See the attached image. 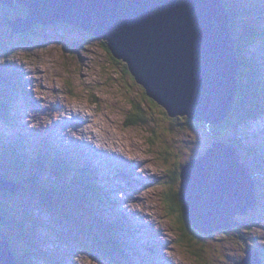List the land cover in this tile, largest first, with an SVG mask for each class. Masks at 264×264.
Returning a JSON list of instances; mask_svg holds the SVG:
<instances>
[{
    "label": "rangeland",
    "instance_id": "1",
    "mask_svg": "<svg viewBox=\"0 0 264 264\" xmlns=\"http://www.w3.org/2000/svg\"><path fill=\"white\" fill-rule=\"evenodd\" d=\"M258 1L263 4V0ZM246 2L249 4L248 8L254 22L256 24L262 23L254 0H246ZM16 3V0H12L13 8ZM0 5L12 9L6 3L0 2ZM9 17L10 19H8ZM14 17L15 15H11L10 11H0V40L3 39L0 42V77L2 80L0 93L7 91L13 98L19 95L32 112L36 109L38 97L42 100L43 106H49L51 102L60 100L61 106L57 110H66L67 113L73 114L76 111L71 109L76 108L89 115L82 124L68 126L66 132L74 134L76 137L85 135L84 128L87 130L88 125L86 124L92 119L91 125L100 134V137L94 130L89 133L95 140H103L102 145L107 150L97 148L100 154L99 158L81 157L80 161L87 170L88 180L96 187L94 191L97 194H106L107 198L94 197V194L88 191L84 184L78 185V187L90 194L92 202L89 201V203L97 208V215L107 218L106 223L109 226L114 224L117 227V231L114 233L124 250L121 252L119 248L114 249L109 245L105 238L98 233V229H95L86 220L84 214L87 211L86 205L77 200V197L66 194L69 189L64 186V182L68 179L78 178L77 173L71 171L63 173L64 181L58 184L65 191V199L59 197L56 202L64 203V207L71 205V211L74 213L73 218L77 220V227L82 230L85 225L91 239V241H86V246L88 245L92 251L102 253L97 257L93 254L92 257L87 253L85 247H81L82 250L78 253L73 247L75 243L61 245L54 242V238L50 240L51 235L43 226V222L50 227H52L53 222L45 218L41 222L39 218L36 220L38 233L34 239L32 262L34 264H120V261L125 262L123 253H128L139 264H235L229 257L236 258L238 262L246 260L248 254L241 249L239 242L244 241L243 237H247V234L254 230H257L256 235L260 237L258 223L252 224L251 228H241L240 225L236 224L227 231V234L217 231L212 235H202L193 230L190 223L192 222L191 217L185 214L186 220L179 222L177 219L179 213L173 214L171 209H168L165 193L167 189L164 186H168V177L176 163L188 159L184 151L185 147L191 149V153L198 152L201 154L205 150L207 152L216 143L220 146L222 142L218 140L219 137L234 136L243 140V149L238 151L239 155L236 150H227L221 156L228 160L232 153L231 156L233 155L240 162L241 155H245L248 147H250V140L264 142V114L238 115L234 122L227 124L233 114L236 102L241 98L238 91L228 116L219 121L220 127L212 129V132H223L225 135L212 134L206 126L195 127L193 130L186 126L184 131H180L177 125L180 122L187 124L188 116H172L169 113L168 116H165L163 113L165 107L160 106L152 98L153 101L149 102L151 104L146 105L148 109L146 117L149 125L145 127L137 115L134 116L135 122H133L130 118L132 113L127 114L134 108L135 102L128 95L129 92L131 94L136 93V87L142 85L135 78L132 79L134 82L132 84L129 76H123L122 68L116 65L112 52L109 53L105 49V41L92 35L90 42H88L89 36L71 33L64 25L57 27L54 25L49 27V25L43 29L42 26L32 23L25 32H14L12 26L9 24L10 29L6 21L16 20L17 18ZM32 25L38 26V29L32 28L30 30ZM85 32L92 33L88 30ZM26 34H29V37L21 45V41L24 40L22 36ZM79 39L81 41H78ZM241 43L240 46H244ZM234 46L237 49L236 41ZM244 48L245 54H248L249 49L246 46ZM263 50L264 45L252 48L253 52H262ZM262 69L264 73V67ZM130 75L135 76L131 71ZM81 85L82 87H80ZM22 87L24 89L27 87L26 94L22 92ZM92 90L96 92L97 97H100L98 103L93 101L95 98L92 99ZM7 97L9 98V96ZM243 101L244 98L241 99L240 103ZM67 113L64 111V115ZM90 115H92L91 119ZM34 118L40 119V113L34 114ZM169 118L170 122H168ZM29 119L33 120L32 117ZM125 121L128 122V128H124L126 126ZM173 121H176L177 125H174ZM201 123L213 127L203 123V121ZM168 127L174 128L176 133L166 134L165 129ZM2 138H7V136L3 134ZM58 139V135L54 132L42 135V140L48 142L49 145L55 144ZM167 145L172 146L173 149L170 151L165 149ZM110 149L123 153L125 157L130 155H139L140 157L137 160H125L123 157L112 156L109 153ZM254 150L258 153L254 154L257 157L252 160L253 168L264 161V150L261 152L257 149ZM164 155H170L173 158L168 160ZM192 157L189 156L190 159ZM236 159L232 158L234 163H237ZM21 168L22 170H19L23 171L22 165ZM205 168L208 167H203V169ZM42 170H47V167L40 168L39 171ZM59 170V166H54V170L49 171L55 174ZM199 170V163H195L194 172L190 173L187 169L185 171L186 176L189 173L191 176L192 185L190 183L187 185L190 188L189 193H187V200L192 201L193 209L191 210L189 205L187 208L193 214L196 212L193 183H198L206 178L208 181L219 180L216 175L210 177L205 175L201 178ZM9 171L11 175L21 177L17 175L16 170L12 169V165ZM182 172L183 170L180 174ZM148 173L150 174L148 175ZM245 173L239 170L237 166L231 170V174L237 179L243 176L247 180H255L256 174L253 171H245ZM40 175L44 179L52 177L47 172L40 173ZM40 175L37 176L38 179L41 178ZM136 177L141 180L138 181ZM181 183L182 179L175 185L176 190H181ZM26 184H29V186L25 185L26 191L31 190V184L28 182ZM136 187L139 188L134 190ZM112 202L116 204L115 207L112 206ZM181 203H183V199L176 200L177 211L182 210ZM21 206L19 204V209ZM0 215L5 221H8V227L11 226V220L2 214ZM236 220H239V224L256 221L255 218L246 214L237 216ZM61 228L67 229L63 225ZM7 232L9 230H6ZM60 236L63 237V234ZM92 238L98 241V244ZM244 242L250 243L249 240ZM100 243L113 253L112 257L103 250L99 245ZM231 245L238 248L235 249ZM197 250H200L202 254H196ZM247 262L243 264H252L251 260ZM259 264H264V262H259Z\"/></svg>",
    "mask_w": 264,
    "mask_h": 264
},
{
    "label": "water",
    "instance_id": "2",
    "mask_svg": "<svg viewBox=\"0 0 264 264\" xmlns=\"http://www.w3.org/2000/svg\"><path fill=\"white\" fill-rule=\"evenodd\" d=\"M0 2L13 8L12 0ZM17 2L28 5L29 16L7 20L14 32L23 31L32 23L57 25L61 22L83 32L88 30L96 37L108 39L107 46L114 57L126 61L136 81L144 86L149 96L164 105L170 115H187L197 123L203 121L210 125H217L228 116L239 91V62L234 46L236 40L229 33L228 16L220 0ZM218 147L216 143L206 155L194 157L181 174L186 213L192 224L206 234L232 228L236 216L247 213L256 201L250 180L243 176L237 179L231 174L236 166L245 171L231 158H222ZM195 163H199L201 178L216 175L219 180L208 181L206 178L193 183L196 203L193 214L187 208L189 202L192 203L187 200L190 191L187 185H192L190 173L194 172ZM205 166L208 168L203 169ZM186 169L190 172L188 176ZM22 187L0 177V189L16 193ZM39 200L51 204L54 199L43 192ZM40 209L46 210L44 206ZM190 209H193L192 205ZM47 212L65 226L67 232L91 241L85 225L82 230L77 227L72 211L50 206ZM0 219L5 221L1 215ZM0 236V264H21L12 251L8 235L1 231V222ZM86 247L96 257L102 253L92 251L88 245ZM247 261L249 258L240 264Z\"/></svg>",
    "mask_w": 264,
    "mask_h": 264
},
{
    "label": "trees",
    "instance_id": "3",
    "mask_svg": "<svg viewBox=\"0 0 264 264\" xmlns=\"http://www.w3.org/2000/svg\"><path fill=\"white\" fill-rule=\"evenodd\" d=\"M220 1L223 4V8L227 16L234 19L233 25H238L237 32L235 30H232L230 34L236 40L237 46H238L237 47V59L239 62V75L237 77V80H238L239 92L241 94V98L240 100L236 102L233 114L230 116L229 120L227 121V124H230L234 122L236 118H238V115L243 114L244 116H249L253 114L258 115V113H264V73L254 71L252 67H250L251 71L253 72L249 76L250 71L247 67L248 64L252 65L254 62H256L261 67H264V50L262 52L251 51L249 55L246 56L244 46H240L241 39L239 37V35H243L245 37L244 38L245 42L251 43L255 45L256 47H259V41L264 40V0H263V4H260L258 0H254V4L256 8L259 10L260 17H261L262 23H261L260 30H254L253 28H251V24H250L251 12L250 11L248 12V10L246 9V6H244L245 8L243 10H241L237 6H232L229 0H220ZM5 10L10 11L11 15H15L14 18H18L20 16L26 18L28 15V13H26L24 10V6L19 3H16L14 5V8L12 9H9L8 7L4 5H0V11H5ZM8 19H10V17ZM61 24L66 25V28L71 33H80L82 31L81 29H77L71 25H67L65 23H61ZM33 25L31 27V30L32 28L33 29L35 28V26ZM49 25L50 24L48 25L40 24L38 26H42L43 29H45V27H48ZM8 27H10L9 24H8ZM49 27H52V25H50ZM60 31L62 30L60 29ZM28 37H29V34L22 36L23 39L28 38ZM24 41L25 40H22L20 44L22 45ZM104 47L109 53H111L107 44L104 45ZM112 56L114 57L113 54ZM114 61L116 65L122 68L123 76L124 75L129 76V80L131 81L132 84H134L132 80L134 79V77L130 75V70L127 64L124 63L122 60L116 59L115 57H114ZM80 87H82V85ZM91 94H92V99L95 98L93 99V101L95 103H98L100 101V97H97L96 92L93 90L91 91ZM128 95L131 96L133 98L132 100H134L135 102L133 106L134 108L130 110L127 114L132 113V116L130 118H131V121L133 122H135V120L133 119L134 116L137 115L146 127L147 125H149L147 121V117H146V113L148 110L146 108V105L151 104L149 102L153 101L152 97L149 96L147 91L142 86L140 87L137 86L136 93L131 94L129 92ZM243 98H244V101L240 103L241 99ZM0 102L2 104H7V101L4 97L1 98ZM158 107L160 106L158 105ZM163 113L165 114V116H168L167 111H164ZM179 119L181 120V118ZM187 119H188L187 124H182V122H180V124L177 125L176 121H173V123L174 125H177V128L180 131H184L186 129V126H189L192 130L195 129V127L200 128V127L206 126L209 130H211V132H212V129H216L217 127H220V124L212 125L213 127H208L206 124L197 123L194 120H191L189 117ZM125 122H126V126L125 127L123 126V127L128 128L129 127L128 122L127 121ZM168 122H170V118ZM165 133L172 134L176 132H174V128L168 127L165 129ZM212 134L225 135V133L223 132L220 133L218 131L212 132ZM218 140L224 144L232 145L237 151H240L244 147V143L241 142L236 137H230L226 135L224 137H219ZM165 149L170 151L173 148L172 146L167 145ZM184 151L188 159L185 161H178L176 163V166L174 167V169L170 173V176L168 177V180H169L168 186H164L165 189H167L165 193H166V204L168 206V209H171V212L173 214L179 213L177 215L178 217L177 219L179 222L186 220L185 218L186 212H185L184 201L183 203L180 204L182 210L177 211L178 209L176 208V200L177 199L182 200L184 199L183 198L184 196H183V191L175 189V185L179 182L180 179L183 180V177L180 174V172L181 170H183L184 165L190 162L189 156H193V152L192 153L190 152L191 149L188 148V149H185ZM241 156H242L241 159L247 164H250V162H253L252 160L257 157L251 152L250 147H248L245 155H241ZM38 157H39V161H36L35 163H30V164H27L25 162L18 161V160H13V161L7 160V161L9 162L10 166L12 165V169L18 172L17 175L21 176L20 180H22V182H26V183L28 182L31 184V186L33 185L34 187L37 188V190L35 191L38 193L39 196H42V192H44L45 194L51 196L54 199L53 201H57V198L59 197L61 199L62 198L65 199V196H64L65 191H63L62 186H57L55 184L51 185L50 181L46 182L43 178L38 179L35 174L36 172L33 173L32 171L33 167L43 168L46 165L45 158H43L40 154H38ZM164 157L167 158L168 160H171L173 158V156H170V155H164ZM0 158L1 159L4 158V156L1 153H0ZM62 163H63V168L60 169L59 172L76 171L78 173L77 175L78 178H75L74 180L68 179L64 182V186H66L69 189L66 192V194H71L77 197V200L83 202L86 205L87 211L84 213L86 220L90 224H92L95 227V229H98V233H100L102 237L105 238V240L109 243V245H111L114 249L119 248L120 251L123 252L124 250L121 247L120 240L114 233V231H117V227L113 225L109 226L106 223L107 218L105 217L102 218L97 215V208L95 206H92V204L89 203V201H91L90 194L87 193L86 191H83L77 186V184L79 183L78 179L80 178L85 183L86 182L88 183L89 181V186H87V189L90 192L92 189L95 190L96 188L91 184L90 180H88L87 170L85 169V167L81 165V161L70 160L69 158H64ZM51 164L53 167L54 166L60 167L61 163L59 160L51 159ZM21 165L23 166V171H21L22 170ZM257 166H258L257 169H253V172L256 174L254 192L257 198V202H258V205L256 206L254 213H256L257 215L255 216V219L258 222V229H259L260 235L261 237L264 238V161L262 163L257 164ZM26 185L29 186V184H26ZM96 196H100V195L96 194ZM13 197L15 198L12 199ZM30 197L31 196H29V192L24 191V190L19 191L17 195H14L13 193L8 192V191H0V214L4 215V217L7 218L8 220H11V224H10L11 226H9L10 228L8 227V222H4L3 220L0 221L1 231L6 233V230H9V232H7L6 234L9 237V241H12L13 243L12 249L15 255L20 260L21 264H34L32 262L31 256L34 253L33 241H34V237L36 234V231H35L36 218L39 219L38 217H40L39 220L41 222L43 221L44 218L48 219L47 213L46 214L44 212L39 213L38 211L35 212L34 210L29 211L25 209V207H27L28 204L33 205V202H31ZM103 197L105 198L106 196L104 195ZM19 204L22 205L20 209H19ZM41 204L46 208V211L50 210V206L56 205V204H52V205L44 204L42 202ZM254 213H251V214H254ZM49 220L50 222H53L52 218H50ZM43 226L48 230L50 234H54L58 232L52 228L55 225L50 227L49 225H45L43 222ZM98 226H100L101 228ZM192 227L195 232L197 233L199 232V229L196 228L194 225H192ZM60 238H62V240L59 242L61 245H70L71 243L72 244L75 243L73 244L75 251H81L82 250L81 247H85V250L87 251V253L93 257V253L91 251L89 252L86 246H84V244H86L87 238H84L83 236H80V235L73 234L71 232H67V234L65 235L63 233V237L60 236ZM245 239H246V236L243 237L244 241ZM0 240H2L1 236H0ZM244 241L239 242V246L241 247L243 251L247 248V245ZM14 242H18L19 244L25 246L26 253L25 252L21 253L19 251V248H17L14 245ZM94 242L98 244V241L94 240ZM191 243L193 244V241ZM99 245L103 248V250L108 255H110L111 257L113 256V253L106 246H104L101 243ZM233 247H235V249L238 248L236 246H233ZM196 254L201 255L202 252L200 250H197ZM260 254L262 257V261L264 262V248L260 249ZM124 256L126 258L130 257L127 253H124ZM120 263L124 264L123 261H121ZM129 264H131L130 261H129ZM136 264H139V263L136 262Z\"/></svg>",
    "mask_w": 264,
    "mask_h": 264
},
{
    "label": "clouds",
    "instance_id": "4",
    "mask_svg": "<svg viewBox=\"0 0 264 264\" xmlns=\"http://www.w3.org/2000/svg\"><path fill=\"white\" fill-rule=\"evenodd\" d=\"M17 1V0H16ZM229 2H230V4L232 5V6H237V7H239L241 10H243L245 7L244 6H246V9L248 10V12L250 11L249 10V8H248V3L246 2V0H229ZM18 3V2H17ZM220 4L223 6V4H222V2L220 1ZM24 10H25V12L26 13H28V9H27V4L25 3L24 5ZM256 7V6H255ZM256 10L258 11V13H259V10L256 8ZM227 15V14H226ZM259 15H260V13H259ZM228 20H229V33L232 31V30H235L236 32H237V27H238V25H233L234 24V19H232V18H230V17H228ZM7 21V20H6ZM3 22H4V20H3ZM61 23H65V22H61ZM57 24V25H55V24H51L52 26L53 25H55V26H59V25H64V24ZM9 24V23H8ZM65 24H67V23H65ZM250 24H251V28H253L254 30H260L261 29V23H258V24H256L255 22H254V20L252 19V16H251V18H250ZM68 25V24H67ZM65 27H66V25H64ZM35 28H37L38 29V26H35ZM78 29V28H77ZM62 32V31H61ZM82 32V33H81ZM80 33L82 34V36H85V35H87V36H89V40H88V42H90V38H91V36H92V34H88V33H85V32H83V30L81 31ZM28 38H25L24 40L26 41ZM82 39V38H81ZM81 39H79L78 41H81ZM241 42H242V44L244 45V46H246V44L244 43V41L241 39ZM248 49H249V52L248 53H250L251 51H252V48H255L256 46L255 45H251V44H249V46H246ZM248 54H246V56H247ZM257 66H258V68H260V69H262V67L260 66V65H258L257 64ZM135 78V77H134ZM144 87V86H143ZM27 91V90H26ZM1 94V93H0ZM1 96H0V101H1ZM5 99H6V101H7V107L9 108V105H10V99H8L7 97H4ZM153 98V97H152ZM37 99H39V98H37ZM154 99V98H153ZM154 100H156V99H154ZM157 101V100H156ZM158 102V101H157ZM160 104V103H159ZM158 104V105H159ZM0 105H5V104H2L1 102H0ZM162 104H160V106H161ZM162 106H164V105H162ZM165 107V106H164ZM163 107V108H164ZM29 110H30V108H28ZM165 110L164 111H167V113H168V110L166 109V108H164ZM29 113V115H30V117H32L33 118V121H45L46 119H47V116L46 115H40V119H35L34 118V114H36V112L34 111V112H32L31 110L28 112ZM262 114H264V113H260V115H262ZM52 115H55L54 113H52ZM189 117V116H188ZM190 118V117H189ZM192 120V119H191ZM3 134H5L6 136H7V138H2V135ZM32 134V133H31ZM234 137V136H233ZM237 138V137H236ZM237 139H239L241 142H243V140L242 139H240V138H237ZM30 142H32V138H31V135L29 136V134H28V132L26 131V128H25V126L24 125H19V124H17L16 123V121H15V118H14V112L13 111H8L7 109H5L4 110V113H0V153L4 156V158L3 159H1L0 158V177L1 178H3V179H6V180H8V181H11V182H14V183H19V184H21L23 187L19 190V191H21V190H24V191H26V189H25V185H26V182H22V180H20V178H18V177H16V176H14V175H11L10 174V167H9V162L7 161V160H11V161H13V160H18V161H22V162H25V163H27V164H30V163H34L35 161H39V157L35 154V150L37 149V146L36 145H32V143H30ZM256 142V140L255 141H251V143H255ZM185 149H186V147H185ZM48 150H50V145L48 146ZM232 151V150H236L232 145H230V144H224V143H221L220 144V146L218 147V152H219V154L221 155L223 152H225V151ZM236 152L238 153V151L236 150ZM261 152V151H260ZM206 155V150L203 152V153H201V154H199L198 152H196V153H193V157H196V156H198V157H200V156H203V155ZM232 154V153H231ZM231 154H230V158L232 159H236L235 157H233V155L231 156ZM238 155H239V153H238ZM6 156H8V157H6ZM136 156V155H135ZM140 156L138 155V158H139ZM192 157V158H193ZM191 158V159H192ZM191 159H190V161H191ZM135 160H137V159H135ZM80 161V160H79ZM236 161H237V163H238V165L244 170V171H247L248 172V170L249 171H253V169H257V165L255 166V168H253L252 167V165H253V162H250V164H247L246 162H244L242 159H241V157H240V162L236 159ZM185 166V165H184ZM184 168V167H183ZM247 168V169H246ZM32 171L33 172H40L39 171V168H35V167H33L32 168ZM38 174V173H37ZM36 174V176H38ZM150 173H148V175H149ZM41 179V178H40ZM183 181V180H182ZM250 182H251V188H252V190H254L255 191V180H253L252 181V179H250ZM94 186V185H93ZM182 187V186H181ZM33 188H35V189H33ZM35 190H37V188L36 187H34L33 185L31 186V190H28L27 192H29V196H31L30 197V200H31V202H33V205H34V207H33V205H29L28 204V206L27 207H25V209L26 210H29V211H31V210H34L35 212L36 211H38L39 213H42V212H44L45 214L47 213L48 214V212L45 210V211H42L40 208H42L43 207V205L41 204V201L39 200V197H41V196H39L38 195V193L35 191ZM0 191H8V192H11V191H9V190H7V189H0ZM18 191V192H19ZM181 191H182V188H181ZM18 192H16V193H13V192H11V193H13L14 195H17V193ZM43 193V192H42ZM255 193V192H254ZM183 201H184V199H183ZM52 204H56V205H52ZM184 204H185V201H184ZM51 205L52 206H55V207H62L63 209H66V210H69V211H71V209H72V207H71V205H67L66 207H64V203H58V202H56V201H53L52 203H51ZM258 205V202H257V198H256V201H253V207L247 212V213H245L246 215H248V216H250V217H253V218H255V216H257L256 215V213H254L255 212V209H256V206ZM112 206L113 207H115V203H113L112 202ZM185 212H186V210H185ZM251 213H254V214H251ZM241 215V214H240ZM186 216H188L187 215V213H186ZM239 216V215H238ZM38 218H40V217H38ZM50 218H52V220H53V225L52 226H54V227H52L53 229H55L56 231H58V232H56V233H54V234H50L49 232H48V230H47V232L51 235V237H50V240L51 239H53L54 238V242H56V243H59L61 240H62V238H60V235L61 234H63L64 233V235L65 234H67V229H62L61 228V224L60 223H58V222H56L55 220H54V218L51 216V215H49L48 214V219L47 220H49ZM236 218H237V216H236ZM236 218H235V221H236V223H235V225L236 224H238V225H240L241 226V228L242 227H247V228H251V226H252V224H254V223H258L257 221H255V222H251V223H249V221L248 222H246L245 224H239V220L237 221L236 220ZM36 220H37V218H36ZM1 221V220H0ZM4 222H8V221H4ZM191 223V225H193L192 224V222H190ZM113 226H115L114 224H112ZM234 225V226H235ZM233 226V227H234ZM232 227V228H233ZM37 229V227H36V222H35V231H36V234H35V237H36V235H37V233H38V229ZM228 230H231V228L230 229H222V230H219V231H221V232H223V233H225V234H227V231ZM215 232H217V231H215ZM214 232V233H215ZM198 233H200V234H202V235H206V233H203V232H198ZM214 233H212V234H214ZM211 234V235H212ZM257 234V230H254V231H252L251 233H248L247 234V237H246V239H245V241L246 240H249L250 241V243H246V245H247V248L244 250V252L245 253H247L248 254V257H247V259L249 258V261L251 260V262H252V264H259V262H263L262 261V257H261V254H260V249H263L264 247H260L259 245H255L254 243H253V241H252V238H254V237H258V238H263V237H259V236H257L256 235ZM208 235H210V234H208ZM35 237H34V239H35ZM264 239V238H263ZM33 244H34V241H33ZM14 245L17 247V248H19V251L21 252V253H23V252H25L26 253V250H25V246H23V245H21V244H19L18 242H14ZM12 246H13V243H12V241H11V248H12ZM12 251H13V249H12ZM14 252V251H13ZM76 252H78L79 253V251H76ZM15 254V253H14ZM128 254V253H127ZM129 255V254H128ZM123 256H124V253H123ZM130 256V255H129ZM18 258V257H17ZM124 259H125V262H124V264H129V261H130V263L131 264H136V261L132 258V257H128V258H126L125 256H124ZM231 260H233V262L235 263V264H240L241 262H238L237 261V259L236 258H233V257H231L230 258ZM20 261V260H19ZM121 262V261H120ZM121 264V263H120Z\"/></svg>",
    "mask_w": 264,
    "mask_h": 264
},
{
    "label": "bare ground",
    "instance_id": "5",
    "mask_svg": "<svg viewBox=\"0 0 264 264\" xmlns=\"http://www.w3.org/2000/svg\"><path fill=\"white\" fill-rule=\"evenodd\" d=\"M27 29H25V30H23L22 32H25ZM30 30H31V28H30ZM29 31V30H28ZM94 36V35H93ZM94 37H96V36H94ZM96 38H98V39H100V40H103V41H106L107 43V45H108V39L107 38H99V37H96ZM103 162V161H102ZM102 162H101V166H102ZM105 167V166H104ZM122 169H124V168H122ZM247 169V168H246ZM226 170L228 171L229 170V167H227L226 168ZM248 172H249V170H248ZM141 176V175H140ZM136 178H138L137 180L139 181V180H141L139 177H136ZM137 180H135V181H137ZM137 186V185H136ZM139 188V187H138ZM137 187L134 189V190H136V189H138ZM189 204H190V206L192 205V203L191 202H189ZM151 216V215H150ZM159 233V232H158ZM167 257V256H166ZM166 260V259H165Z\"/></svg>",
    "mask_w": 264,
    "mask_h": 264
}]
</instances>
